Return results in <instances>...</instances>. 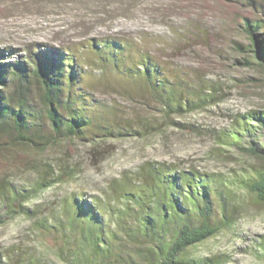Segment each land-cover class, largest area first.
Segmentation results:
<instances>
[{"label": "rangeland", "instance_id": "374dc122", "mask_svg": "<svg viewBox=\"0 0 264 264\" xmlns=\"http://www.w3.org/2000/svg\"><path fill=\"white\" fill-rule=\"evenodd\" d=\"M246 18L261 19L264 34V0H0V48H13L15 56L32 44L81 51L90 71L84 84L104 104L105 119L139 131L94 142L64 139L44 149L30 143L0 150V185L29 188L44 180L46 171L50 178L71 174L21 198L28 213L0 225L3 263L68 264L72 243L45 231V218H67L63 204L74 193L122 207L126 203L117 188L141 181L152 164L166 163L217 173L233 191L227 204L232 222L185 255L217 261L212 264H264V201L236 183L264 173V154L221 140L238 114L264 110V64L244 27ZM105 37L149 51L185 81L187 90L179 98L193 106L168 111L146 82L91 66L89 44ZM130 244L150 247L140 236ZM139 261L147 264L142 257Z\"/></svg>", "mask_w": 264, "mask_h": 264}, {"label": "trees", "instance_id": "16d2710c", "mask_svg": "<svg viewBox=\"0 0 264 264\" xmlns=\"http://www.w3.org/2000/svg\"><path fill=\"white\" fill-rule=\"evenodd\" d=\"M244 27L264 64L261 19L246 18ZM88 51L93 53L91 66L103 72L115 71L125 80L146 82L168 111H180L184 103L193 106L190 99L179 98L187 90L185 81L130 41L93 39ZM85 58L84 53L70 47L32 44L24 55L16 56L13 48H0L1 151L11 144L32 143L44 149L64 139L94 142L139 132L130 123L105 119L101 113L104 104L84 84L90 73L84 67ZM221 140L248 153L264 154V110L238 114L234 127ZM45 173L44 180L29 188L0 185V202L5 205L0 209V225L28 213L21 198L71 176L68 171L56 178ZM236 183L264 201V173H251ZM230 188L217 173L152 164L141 181L130 180L117 188V196L126 205H113L98 196L89 200L74 193L63 204L67 218L52 214L41 227L64 236L65 244L72 243L68 264H141L140 257L147 264H212L217 261L185 254L232 222L227 205L233 194ZM107 217L110 221H105ZM139 236L150 247L132 248L130 242ZM0 264L5 263L0 259Z\"/></svg>", "mask_w": 264, "mask_h": 264}]
</instances>
